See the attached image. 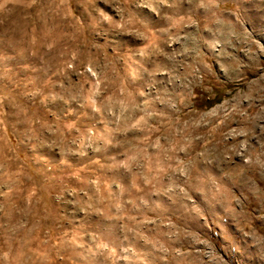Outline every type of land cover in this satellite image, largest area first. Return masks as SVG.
I'll return each instance as SVG.
<instances>
[{"label":"rangeland","instance_id":"1","mask_svg":"<svg viewBox=\"0 0 264 264\" xmlns=\"http://www.w3.org/2000/svg\"><path fill=\"white\" fill-rule=\"evenodd\" d=\"M0 264H264V0H0Z\"/></svg>","mask_w":264,"mask_h":264},{"label":"bare ground","instance_id":"2","mask_svg":"<svg viewBox=\"0 0 264 264\" xmlns=\"http://www.w3.org/2000/svg\"><path fill=\"white\" fill-rule=\"evenodd\" d=\"M29 48V47H28Z\"/></svg>","mask_w":264,"mask_h":264}]
</instances>
